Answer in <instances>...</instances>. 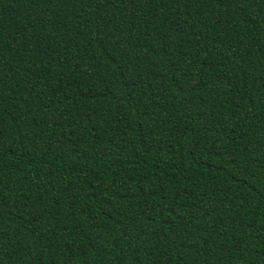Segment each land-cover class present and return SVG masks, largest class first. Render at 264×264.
<instances>
[{"label":"trees","instance_id":"16d2710c","mask_svg":"<svg viewBox=\"0 0 264 264\" xmlns=\"http://www.w3.org/2000/svg\"><path fill=\"white\" fill-rule=\"evenodd\" d=\"M0 264H264V0H0Z\"/></svg>","mask_w":264,"mask_h":264}]
</instances>
